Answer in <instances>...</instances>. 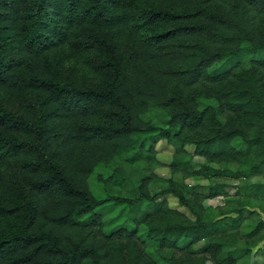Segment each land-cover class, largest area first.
<instances>
[{"label": "trees", "instance_id": "16d2710c", "mask_svg": "<svg viewBox=\"0 0 264 264\" xmlns=\"http://www.w3.org/2000/svg\"><path fill=\"white\" fill-rule=\"evenodd\" d=\"M123 157L142 165L135 180ZM101 165L126 194L95 195ZM263 165L264 0H0V264L264 263V219L243 214L263 207L264 183L228 223L204 205L227 183L204 194L172 176L242 180ZM112 205L132 224L107 221Z\"/></svg>", "mask_w": 264, "mask_h": 264}, {"label": "rangeland", "instance_id": "374dc122", "mask_svg": "<svg viewBox=\"0 0 264 264\" xmlns=\"http://www.w3.org/2000/svg\"><path fill=\"white\" fill-rule=\"evenodd\" d=\"M186 148L188 149V152L191 153V155H193V159H192V164L195 168H201L202 165L205 164V159L204 157L198 156L195 153V146L191 143H189ZM157 149H158V156L163 160V161H169L170 158L173 156L174 153V148L173 146H171L170 144H168L166 141H161L157 144ZM119 166H121L125 172L127 177L131 178L130 180H135L137 177V170H139L141 168L142 165H137L136 167H133L132 165H130V163L125 159V157H123V159L117 163ZM208 165L215 167V168H224L226 167L225 164H217V163H207ZM114 172L113 168H107L103 165L99 166L96 169V172L89 178V183H90V187L93 190V192L95 193V195L98 198H104L106 197L110 192L108 191V187L111 188L109 185H113V183L111 182H107L106 180L112 175V173ZM157 172L159 173L160 176L163 177H169V175H171V172L168 170V168L166 167H160L157 169ZM99 175H101L102 180L99 179ZM173 178L178 181L179 183H187L189 185H193L195 186L198 192H202L204 194H208L209 192V186L211 185V183H227V187L226 190L228 191V196L223 197H215V198H208L204 200V205L206 207H222V215H224V218L226 219V222L230 223L232 221V219L234 217H236V215L238 214V209H240L244 204L242 202L245 193H246V185H249L251 183H264V165L262 167V172L258 175L252 176L250 178L247 179H242V180H237V179H225V178H213V179H206L204 177H190V178H185L182 174H174L172 175ZM132 186V184L130 185ZM128 186H117V185H113V187H115L116 189L113 190V188H111L110 190L114 193H127V190L130 187ZM164 183H157L156 185H154V187L152 188L153 191L158 190L159 188L163 187ZM120 188L121 191H119L118 189ZM166 198L169 200V203L172 207H179L180 210H182L183 212L187 213L189 216H192L191 213L189 212V210L185 207H183L181 204H179V200L177 199L176 196L174 195H166ZM239 202V203H238ZM263 202V207L259 208L258 206L256 207H247L245 209H243V214L245 215H249L250 213L252 216V219L255 220H261L264 219V200ZM111 206V204H107L105 206V208H109ZM146 204H143V207L140 208V210L137 212V214H140L143 210H145ZM110 212L107 214V216L105 217V219L107 221H109L112 218H115L114 221H116V223H120L123 220H127L129 221L130 225L132 224V221L130 220V216H135L136 212H132L131 214H129V212H131L130 210L127 209V207H125L124 205H116L113 206L112 208H110ZM108 211V209H107ZM129 211V212H128ZM121 216V218L119 217ZM246 221L244 222V224H242L240 231H241V236H239V238L235 239L234 241V245L232 244L230 246V248H234L236 247L238 249V253H241L246 246L245 243V238L242 236V233L245 234L247 232L250 231V228H248L246 226ZM233 231V230H232ZM205 246L204 242L199 243L196 248L201 251L202 248ZM148 250L153 252L155 249L154 245H147ZM229 249V247H228ZM241 264H264L263 263V259L259 256L258 252L254 251L253 254L244 256L241 258L240 261ZM205 264H214L211 261H207Z\"/></svg>", "mask_w": 264, "mask_h": 264}]
</instances>
